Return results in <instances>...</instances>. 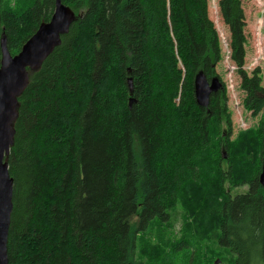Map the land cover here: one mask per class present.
<instances>
[{
	"label": "trees",
	"instance_id": "obj_1",
	"mask_svg": "<svg viewBox=\"0 0 264 264\" xmlns=\"http://www.w3.org/2000/svg\"><path fill=\"white\" fill-rule=\"evenodd\" d=\"M54 2L0 0L11 54ZM62 2L75 19L17 97L8 264H199L194 248L206 238L233 264H264L263 130L231 140L221 80L207 108L194 98L195 74L218 76L223 58L208 0ZM217 6L243 105L256 113L264 86L244 68L242 2ZM224 182L247 189L231 196ZM178 202L190 215L175 236L166 225Z\"/></svg>",
	"mask_w": 264,
	"mask_h": 264
},
{
	"label": "water",
	"instance_id": "obj_2",
	"mask_svg": "<svg viewBox=\"0 0 264 264\" xmlns=\"http://www.w3.org/2000/svg\"><path fill=\"white\" fill-rule=\"evenodd\" d=\"M75 19L73 10L62 0H55L54 9L48 21H42L35 32L16 54H11L5 37L0 39V264H8L7 239L13 209V177L9 173L7 155L13 143V123L18 115V96L29 81V70H37L46 57L61 43V36L68 32ZM129 70V68H128ZM130 93L129 106L135 101L132 96V77L127 78ZM222 87L218 76L207 78L198 71L193 80L194 98L198 106L207 108L212 93ZM264 134V124L262 127ZM264 187V155L258 176Z\"/></svg>",
	"mask_w": 264,
	"mask_h": 264
},
{
	"label": "rangeland",
	"instance_id": "obj_3",
	"mask_svg": "<svg viewBox=\"0 0 264 264\" xmlns=\"http://www.w3.org/2000/svg\"><path fill=\"white\" fill-rule=\"evenodd\" d=\"M7 5H13L16 0H5ZM218 0H208V15L213 20L220 38L223 58L218 63L216 70L219 80L224 85L226 94L227 114L231 121L232 136L231 140H235L239 132L243 130L259 129L264 124V109L253 113L243 105L245 91L240 87V77L238 76L235 65L229 58V31L228 27L223 23L217 6ZM244 15L246 35V55L244 68L251 74L254 69H258L261 78V85L264 86V0H241ZM222 131H226L225 120L220 123ZM224 157L226 156L223 150ZM224 187L230 192L231 196L244 192L247 187L245 184L236 187H230L224 182ZM184 202H178L177 206L172 210L170 223L166 228L172 232V235L179 236V229L183 225L184 219L190 215V211ZM193 211V209H192ZM190 220V217L188 218ZM169 231L167 233H169ZM198 258L199 264H233L235 254L227 248L218 246L213 239L206 238L200 240L194 248V256ZM183 254L179 258L183 260ZM213 261V262H212ZM185 264V263H178Z\"/></svg>",
	"mask_w": 264,
	"mask_h": 264
}]
</instances>
